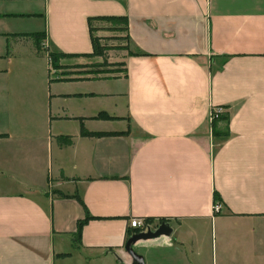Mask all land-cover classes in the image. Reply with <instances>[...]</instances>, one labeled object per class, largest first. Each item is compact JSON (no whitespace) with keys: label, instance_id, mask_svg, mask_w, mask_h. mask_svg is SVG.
<instances>
[{"label":"crops","instance_id":"crops-1","mask_svg":"<svg viewBox=\"0 0 264 264\" xmlns=\"http://www.w3.org/2000/svg\"><path fill=\"white\" fill-rule=\"evenodd\" d=\"M91 16L127 18L124 73L83 68ZM162 217L144 264H264V0H0V264H134Z\"/></svg>","mask_w":264,"mask_h":264},{"label":"rangeland","instance_id":"rangeland-1","mask_svg":"<svg viewBox=\"0 0 264 264\" xmlns=\"http://www.w3.org/2000/svg\"><path fill=\"white\" fill-rule=\"evenodd\" d=\"M123 23V19L120 20ZM96 29L93 32L95 38H100V43L106 48V58L98 56L94 58V61L84 64L83 68H87L88 71L93 72L96 75L104 76H116L119 73H124V62L123 59L131 49L126 31L123 24L118 29L113 28L112 21L109 20H98L95 21ZM39 48L34 47L35 50H43V43ZM107 59V65L100 64L104 63ZM54 74H61L65 64L71 62L66 57H58L56 62L52 59ZM57 64V65H56ZM221 139H223L221 137ZM218 203H220L217 200Z\"/></svg>","mask_w":264,"mask_h":264},{"label":"trees","instance_id":"trees-1","mask_svg":"<svg viewBox=\"0 0 264 264\" xmlns=\"http://www.w3.org/2000/svg\"><path fill=\"white\" fill-rule=\"evenodd\" d=\"M124 20L123 23L120 20ZM98 20H109L112 21L113 24V28L114 29H118L120 25L123 24L125 31H127L128 29V23H127V18L125 16H91L88 19V23H89V29L92 32H94V30L96 29L95 27V21ZM27 35L31 36L34 39V44L37 48H39L40 46H42V41L43 39H45L46 33L45 32H32V33H28ZM93 47H94V51H93V55H98V56H102L104 58H106V53H105V46L103 44L100 43V38H95L93 36ZM50 59L52 60L54 58V61L56 62L57 58L59 57H66L67 54L62 53V52H49L48 53ZM53 61V60H52ZM57 65V64H56ZM104 66L107 65V59L104 60V63L100 64V66ZM127 72V71H126ZM94 118L96 119H100V118H105V119H117V117L114 116H110L108 115L106 112H101L99 113L97 116H95ZM82 120V119H81ZM126 131H122V132H107V131H89L87 128H85L84 124L81 125V135L82 136H86V137H104V136H116V135H124L126 134ZM226 135V133L224 132H220V135ZM67 143H69L71 141V138H66ZM65 197H68V195H65ZM219 201V198L216 197V201ZM153 218H146V220L150 223H152ZM161 222H165L166 218L162 217L160 218ZM131 234V233H130Z\"/></svg>","mask_w":264,"mask_h":264},{"label":"water","instance_id":"water-1","mask_svg":"<svg viewBox=\"0 0 264 264\" xmlns=\"http://www.w3.org/2000/svg\"><path fill=\"white\" fill-rule=\"evenodd\" d=\"M172 233L171 225L168 222H162L155 230L149 229L146 232H135L130 235L126 241L125 249L132 256L134 264H144L143 256L134 250V245L141 240H150L162 235L170 236Z\"/></svg>","mask_w":264,"mask_h":264},{"label":"built area","instance_id":"built-area-1","mask_svg":"<svg viewBox=\"0 0 264 264\" xmlns=\"http://www.w3.org/2000/svg\"><path fill=\"white\" fill-rule=\"evenodd\" d=\"M52 63V60H51ZM55 73V70L53 69ZM224 112V108L222 107H215L212 110L211 117L213 120L218 119L222 113ZM221 204L216 202L215 203V211H219ZM131 228L135 229V232H146L149 229L155 230L158 226L154 225L153 223L148 222L146 219L141 218H132L130 221ZM134 232V233H135Z\"/></svg>","mask_w":264,"mask_h":264}]
</instances>
